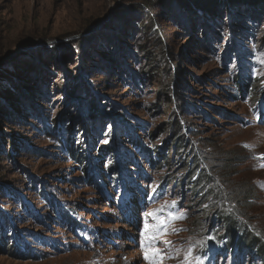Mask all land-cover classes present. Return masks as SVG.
Segmentation results:
<instances>
[{
    "label": "rangeland",
    "instance_id": "rangeland-1",
    "mask_svg": "<svg viewBox=\"0 0 264 264\" xmlns=\"http://www.w3.org/2000/svg\"><path fill=\"white\" fill-rule=\"evenodd\" d=\"M226 211L264 244V0H0V264H264Z\"/></svg>",
    "mask_w": 264,
    "mask_h": 264
},
{
    "label": "trees",
    "instance_id": "trees-1",
    "mask_svg": "<svg viewBox=\"0 0 264 264\" xmlns=\"http://www.w3.org/2000/svg\"><path fill=\"white\" fill-rule=\"evenodd\" d=\"M228 3H230V2H228ZM198 6H200V8H203L202 7V5L200 4V2H199V4H198ZM204 9V8H203ZM208 12H212V11H210V10H207ZM165 49V48H164ZM165 51V50H164ZM168 67V69H167V71L169 72V73H171V68H170V66H167ZM171 81L173 82L174 80H176V78H175V76L174 75H171ZM173 85V84H172ZM10 148H12L14 145H15V143L14 142H10ZM206 177V176H205ZM243 201L244 202H248L249 201V198H247L246 196H245V198L243 199ZM237 213V214H236ZM219 217H221V218H223L224 219V221L225 222H227V223H230L231 224V221H229V220H233L234 221V223L236 224V225H238L243 231H245L246 233H249V235H250V238H249V243L250 244H252V243H255V245L258 247V248H260L262 251H264V244L263 243H261V242H259L258 240H257V238H255V236H254V234L253 233H251V230L249 229V227H248V224H247V222L243 219V216L239 213V212H233V211H230V212H225V213H221L220 212V215H219ZM3 222L5 223V221L3 220ZM2 222V223H3ZM14 236V235H13ZM3 238H7L6 236L4 237L3 236ZM2 241H4V239H2ZM5 249H3V247H1V245H0V250L1 251H5V252H7V253H9V252H11V250L10 249H8L7 248V245L4 247ZM239 249H241L239 246H235V247H232L231 248V250H233V251H235V250H239Z\"/></svg>",
    "mask_w": 264,
    "mask_h": 264
},
{
    "label": "snow or ice",
    "instance_id": "snow-or-ice-1",
    "mask_svg": "<svg viewBox=\"0 0 264 264\" xmlns=\"http://www.w3.org/2000/svg\"><path fill=\"white\" fill-rule=\"evenodd\" d=\"M111 127V126H109ZM105 143H107V141H105ZM111 163V162H109ZM175 204L176 202L175 201H172V207H175ZM204 207H207V205H205ZM149 215H156V213H149ZM169 215L171 216L172 219H183L185 217H178L176 216L175 213H169ZM160 224L161 225H166V218L164 217H161L160 218ZM209 240H215V237L214 236H209L208 237ZM165 243H168L167 241H165ZM202 246H204V242H202ZM156 254L159 255V250L156 251ZM192 257H193V251L191 249H189L187 255L185 256V260L187 262V264H193V260H192ZM208 259V256H207V250H205L204 252L200 253L199 255H197L195 257V264H205V260Z\"/></svg>",
    "mask_w": 264,
    "mask_h": 264
}]
</instances>
